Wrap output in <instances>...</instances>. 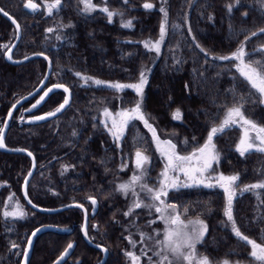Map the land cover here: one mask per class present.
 <instances>
[{"label":"trees","instance_id":"trees-1","mask_svg":"<svg viewBox=\"0 0 264 264\" xmlns=\"http://www.w3.org/2000/svg\"><path fill=\"white\" fill-rule=\"evenodd\" d=\"M26 2L0 0V7L22 29L14 56L22 59L31 54H46L53 63L48 85L62 84L72 94L68 109L53 121L41 125L29 123L37 115L56 109L64 100L63 93L52 95L36 112H29L36 103L31 100L11 121L7 146L26 149L37 161L28 188L34 204L52 209L80 202L87 191L99 185L93 182L92 171L100 170L103 174L104 169L126 166L138 149L154 153L142 122H133L117 141L97 116L100 108L110 102L116 101L123 109H131L140 99L130 88L120 91L107 85L138 82L143 66L153 56L144 43L159 39L163 21L161 7L168 13L167 34L149 72L142 103L145 113L155 120L156 129L165 134L177 132L178 151L187 154L205 143L210 128L219 124L226 109L233 105L242 103L244 116L264 126V104L236 70L238 62L213 59L230 55L244 42L246 59L264 63V33L260 32L264 29V0H127V3L106 0V7L117 13L111 20L102 10L84 14L81 0H61L56 14L51 16L45 15V0H33L40 7L32 13L24 10ZM145 3L154 7L145 9ZM129 20L132 26L124 27ZM57 25L66 29L68 37L55 47L47 30L56 29ZM253 32L257 35L253 36ZM14 36L13 28L0 17V129L13 103L33 91L46 73L43 60L17 67L5 63L3 46H9ZM77 73L92 80L85 83ZM93 80L105 84L96 85ZM176 109L183 114L180 124L172 118ZM22 113L28 121L22 119ZM239 138L237 126L214 137L219 162L213 164L211 173L239 174V188L233 201L236 224L244 235L264 244V190L240 192L245 185L264 180V153L252 151L240 156L236 151ZM63 164L68 169H63ZM30 166L26 156L0 153V264H14L10 256L12 245L23 249L36 228L43 225L71 228L81 221L78 211L58 215L31 211V216L24 220H4L6 197L10 191L19 193ZM169 197L185 219L199 218L207 224L208 231L197 247L198 254L207 256L212 264L225 260L231 264H258L250 256V246L235 236L231 225H226L223 190L194 186L176 189ZM103 206L109 207L107 203ZM109 216L104 218V226ZM107 230L112 246L107 264L114 259L115 264H122L114 249L120 235L114 228ZM68 239L51 233L42 236L36 242L30 264H52ZM76 255L81 257L82 264H96L93 257L99 254L81 241Z\"/></svg>","mask_w":264,"mask_h":264},{"label":"snow or ice","instance_id":"snow-or-ice-1","mask_svg":"<svg viewBox=\"0 0 264 264\" xmlns=\"http://www.w3.org/2000/svg\"><path fill=\"white\" fill-rule=\"evenodd\" d=\"M237 2H239V0H237ZM82 3L84 4V11H92L96 8V5L92 3V0H82ZM125 3H127V0H125ZM45 4L47 14L52 15L53 10L60 7L61 0H51L50 3L48 0H45ZM25 7L36 11L40 6L34 3L33 0H27ZM143 7L145 9H152L154 5L151 3H145ZM231 9L232 6L229 5V11H231ZM101 10L107 13L109 20H111L114 15H117V13L110 11L107 7H104ZM2 11L3 9H0V12ZM160 11L163 13V21L160 25L159 39L155 42L146 41L144 43L146 48L151 51H155L156 53L160 52L161 44L163 43L167 34L168 26L167 11L163 7L160 8ZM4 14L7 15V13ZM131 26L132 22L130 20L124 24V27ZM16 28L17 30L20 28L18 23H16ZM47 31L52 32L54 29L49 28ZM260 32L264 33V29H260ZM252 35L255 36L257 33L253 32ZM193 39L195 38L193 37ZM3 47L7 48L8 46L4 45ZM262 51H264V49H262ZM6 55L9 60L12 59L10 49ZM247 56L248 53L245 49V43L242 42L236 51L232 52L230 55L216 56L213 57V59L237 61L238 63L235 64L236 70L239 72L240 76L244 78L250 88L259 94V101L261 104H264V63H261L260 61L247 60ZM76 75L81 76V79H83L85 83H88L89 80H92L91 77L82 76L80 73H77ZM93 83L96 85L105 84L104 81L100 80H93ZM146 84L147 77L145 73L141 72L140 78L135 84L125 85L120 83H111L107 85L108 87L120 91L125 88H132L140 97V99L135 103L134 107L131 109L121 110L115 115H113V113L108 109H104V116L106 117L104 126L108 129L114 139L118 141L123 137L126 126L130 121L140 120L143 122L145 127H147L149 131L152 132L153 139L156 141L157 149L166 160L164 170L160 174L162 179L159 186L157 188H150L146 183H140L144 177L145 165L150 163V159L141 150L138 149L136 151V168L140 171V174H134L128 183H121L118 186V190L125 196L131 192L135 197L129 211L126 212L125 215H131L135 209L141 207L154 209L156 213H159V219L167 225V228L164 231L163 240L158 241V243L162 245L160 251L156 252V255L160 257L158 264H173V261L170 259L169 255H162V253L165 251L170 253L172 257L175 258V260L182 262V264L183 262H186V264H212L207 256H198L196 253V245L203 241V238L208 231L207 224L199 218L196 220H189L187 223H185L184 220L181 219V214L177 210V206L168 204L165 198L168 196V191L170 189L191 187L194 185H204L206 187L215 186L213 183H211V175H206L210 174L213 164L219 162V154L216 151V146L213 142L214 137L224 133L226 129L234 125L239 124L240 127L243 128V135L236 146V151L240 154V156H244L245 154L252 151L264 153V126H259L244 116L242 111V103L233 105L232 107H228L226 109L224 118L219 124H213V126L210 128L206 141L202 146L197 147L195 151H192L189 155H181L176 150V144H174L171 140L160 139L156 133V129L149 123L147 116L142 110L143 91ZM53 87L63 88L64 92L69 93L70 95L69 89L62 84H57ZM52 90V88H48L47 91H45L40 97V100L37 101V104L43 101L49 92H52ZM68 103L69 99L65 98L63 103L60 104L54 112L48 113L47 116L56 115V113L61 111ZM34 107H36V105H33V108ZM182 115L183 114L180 109H176L172 114V118L174 120H180L182 119ZM9 116H11V113H9ZM46 118V116H38L34 119L43 120ZM109 120L111 121L110 124ZM185 143H187V141H185ZM0 147H4L2 130H0ZM29 155H31V153H29ZM176 172L182 173L188 181H191V183H181L180 177L178 175H170V173ZM215 179L219 187L224 190L226 196L224 215L226 216L227 221L230 223L233 233L239 240L250 246V256L253 258V260L258 262V264H264V244L257 243L256 240H252L248 236L244 235L237 226L233 215V201L237 194V188H239V185L237 184V181L239 180V174L225 176L221 173ZM137 184L140 185L142 191H145L148 194L153 203L145 204L139 199V195L135 191V186ZM257 190H264V180L251 185H245L240 189V192H256ZM11 200L12 197H9V201ZM92 203L95 204L96 201L92 199ZM187 211L188 209L185 208L184 212L187 213ZM3 215L5 217H23L25 213L20 211V206L17 204L15 211H6L3 213ZM154 222L155 221H152V223ZM189 225H191V228H189ZM36 231L38 232L40 229H37ZM35 234L36 233L34 232L32 235L34 236ZM85 235H87L86 231ZM141 235L143 236V234ZM157 235H159V233H157ZM130 243L134 242H132L130 239ZM12 247L15 248L18 246L13 244ZM28 247L31 248V241L28 242ZM72 247V244L68 245L69 249ZM67 254L68 253L66 250L64 255L60 257V260H63ZM144 254L147 255V253ZM27 255L28 253L26 251L24 253L25 264H27ZM127 255L130 257L132 264H139L140 257L136 256L132 252H128ZM57 264H59V261H57ZM222 264H229V261L225 260L222 262Z\"/></svg>","mask_w":264,"mask_h":264},{"label":"rangeland","instance_id":"rangeland-1","mask_svg":"<svg viewBox=\"0 0 264 264\" xmlns=\"http://www.w3.org/2000/svg\"><path fill=\"white\" fill-rule=\"evenodd\" d=\"M105 2H106V0H95V1L92 0V3L94 5H96L95 10L84 11V4L82 3V0H81V2H80L81 3V11L84 14H92L93 12L101 10L104 7H106L107 5ZM56 11H57V9H54L53 14L54 13L56 14ZM44 12H45V15L51 16V15L47 14L46 4H44ZM67 37H68V35H67L66 29L62 26L57 25L56 29H54V31L51 32L49 40L52 42L53 46L56 47V46H59L60 44H62L66 40ZM161 47H162V44H161ZM160 51H161V49H160ZM151 52H152L153 56L151 57L150 61L143 66V70H142V72L145 73V75L147 77V82H148L149 72H150L152 66L154 65V63H155V61H156V59L160 53V52L156 53L155 51H151ZM146 85L144 87V90L146 88ZM130 89H132V88H130ZM132 90L135 92L134 89H132ZM143 94H144V91H143ZM36 102H37V100H36ZM104 109H108L110 112L113 113V115L120 112L121 110H124L120 106V104L116 103V101L110 102L107 105H103L99 110V115L96 114V115H98L97 117H98L100 123H102L103 125H104V122L106 120V117L104 116ZM142 110H143L144 114L147 116L149 123L156 129L155 120L152 119L149 115H147L145 113V111L143 109V104H142ZM22 114H23L22 119L23 120L27 119V121H28L29 118L25 117L24 113H22ZM182 121H183L182 119L175 120V122L178 124L182 123ZM133 122H142V121H140V120L130 121L129 124L126 126L123 137H124L125 133L127 132L128 127L131 126V124ZM110 123H111V121L109 120V124ZM234 126H237L240 129V138H239V140H240L242 135H243V128H241L239 124L234 125ZM106 130L108 131L107 128H106ZM146 130H147V133L149 135V140L152 142V145L154 148V153L153 154H147V153L143 152L145 155H147L149 157L150 163L145 165L144 177L140 183H146L148 185V187H150V188H157L160 184L161 179H162L160 174L164 170L166 160H165V157H163L161 155L160 151H158L157 146H156V141L153 139L152 132L149 131V129L147 127H146ZM156 133L158 134V136L160 137L161 140H171L174 144H176V146H177L176 150L179 154L189 155L192 152L191 151L190 153L182 154L178 151L179 135L177 132L171 131V132H168L165 134V132H160L158 129H156ZM110 135H111V133H110ZM112 138L114 139L113 136H112ZM114 140H116V139H114ZM193 151H195V150H193ZM135 153H134L132 161L129 164H127L126 166L120 165V166L113 168V169H104L103 174L100 172V170L99 171H92V173H91L92 180L95 184L99 183V185L97 187H94L92 190L87 191V193H85V198L86 199L96 198L98 200V203H100L101 206H103L104 203H107V206H109V207H107L106 210H108L110 208H115V212L109 216V221H108V223H105L104 227H103V225H104L103 221H102V224H103L102 225L101 222L99 221V218L97 221H94V223L92 225L95 226V228H97L96 232L99 231L100 236L102 235L105 238V240H104L105 242L108 241V236H109V231L105 227H109V225L111 224V221L113 219H116L117 224L119 226H122L121 229L123 232H122L121 237H120V238H122V241H121V239L120 240L117 239L118 243L116 244V247L114 248L116 250L115 251L116 257H121L122 264H132L130 257L127 255L128 252H132L136 256L140 257L139 264H158L160 257H158L156 255V252L160 251V249L162 247V245H160L158 243V241L163 240L164 231L167 228V225L159 219V213H156L154 209H149V208H145V207L135 209L131 215L126 216L125 213L129 211L135 197L133 196V194L131 192H129V194L127 196H125L122 192H120L118 190V186L121 183H128L134 174H137V175L140 174V171L136 168ZM62 168L68 169V165L63 164ZM98 169H99V166H98ZM170 175H178L180 177L181 183H191V181H188L187 178L180 172L170 173ZM206 175H211V177H212L211 183H213L215 185L214 187H218L221 190H223L216 183L215 178L218 175L212 174L211 172H210V174H206ZM194 186H204V185H194ZM194 186H191V187H194ZM21 187H22V185L20 186L19 193L11 192V191L8 193V195L6 197V201H5V206L3 208V213L6 211H15L16 205L18 204L20 206V211H23L25 213V215L23 217H11V216L5 217L2 213L4 220H10V221H12V220H24V219L28 218L29 216H31L32 210L27 208L25 202L22 199ZM179 188H188V187H179ZM179 188H177V189H179ZM174 190H176V189H170L168 191V196L165 198L166 202L168 204L174 205V203L170 202V197H169L170 193ZM135 191L139 195V199L142 200L145 204L153 203V201H151V199L149 198L148 194L145 191L141 190L139 184H137L135 186ZM223 192H224V190H223ZM9 197H12L11 201H9ZM87 203L90 207L91 204H90L89 200L87 201ZM177 210H178V207H177ZM181 219L184 220L185 223H187L189 220H196V219H185L182 214H181ZM152 221H155V222L152 223ZM226 225L230 226L229 222H227ZM189 228H191V225H189ZM111 230H112V228L110 229V231ZM157 233H159V235H157ZM141 234H143V236ZM149 237H151V238H149ZM129 238L134 243H130ZM69 244L73 245V247L71 249L68 248ZM78 244H81V240L74 239L72 237H71V239L67 240V243L65 244L61 254L59 255V256H61L67 250V253L69 254V258L67 259L66 263H64V264H82L81 257H78V255H76ZM199 244L200 243H198L196 245V253H197V247ZM25 246H26V244L24 245L23 249H21L20 247H15V248L12 247V249L10 250V256L12 257V260L15 261L14 264H20L21 263ZM144 253H147V255H145ZM162 255H169L170 259H172V261H173V264H182V262L175 260V258L172 257V255L170 253H168L167 251L162 253ZM197 255L202 256L198 253H197ZM58 257L54 260V262L58 259ZM112 257H113V255H112ZM93 258H94V260L96 259V261L98 262V260L100 259V255H98V257L95 256ZM96 261H95V263H97ZM115 262L117 263L116 259L112 260L111 264H115ZM183 264H186V262H183ZM220 264H222V263H220ZM229 264H231V263H229ZM238 264H243V263H238Z\"/></svg>","mask_w":264,"mask_h":264},{"label":"water","instance_id":"water-1","mask_svg":"<svg viewBox=\"0 0 264 264\" xmlns=\"http://www.w3.org/2000/svg\"><path fill=\"white\" fill-rule=\"evenodd\" d=\"M0 9H2V8L0 7ZM24 9H25V11L30 12V13L34 12L33 10L28 9L25 6H24ZM4 13H6L4 10L2 12H0V16L2 18H4L6 21H8L14 27L15 32H16L15 40L12 43V45L9 47V49L11 50L12 59L9 60L7 58L6 53L9 51V49H8L4 55L5 61L12 66H21V65L28 64V63L35 61V60H43L46 63L47 68H46V73H45L43 79L41 80V82L38 84V86L33 91H31L30 93L26 94L25 96H23V97L19 98L17 101H15L13 103V105L10 107V109L8 110V113L6 115L3 127L1 129L3 132L4 147H0V153H4V154H8V155H22V156H26L30 160V162H31L30 170H29L28 174L26 175V177L22 183L21 194H22L23 201L25 202L27 207L29 209H31L33 212L38 213V214H42V215H56V214L63 213V212L73 210V209H78V210H81L83 212L84 222H83V226L81 229L83 239L90 248L95 249V250L102 253V259L97 264H105L107 259H108V255H109L108 250L105 249L104 247H101L99 245L92 243L89 240L88 236L85 235V231L87 232V227H88V222H89V217H88V213H87L86 209L83 206L81 207V205H79V204H68V205L62 206L60 208H54V209L43 208V207H40V206L34 204L29 197L28 188H29L31 180L34 177L36 169H37L36 158L30 151H28L26 149L10 148L6 144V138H7L8 132L10 130L11 121H12L14 115L16 114V112L20 108L25 106L31 100H33L37 97H41L44 94V92L47 91L48 88H52L53 89L52 92H49V94L39 104H37V102H36L34 104V105H36V107L33 108V106H32V108L29 110V112H36L37 110H39L41 107H43L45 105V103L50 99V97L52 95H54L56 93H63L64 99L68 98L69 103L61 111L57 112L56 115H54V116H47L48 113L41 115V116L47 117L46 119H43V120H36V119H34L35 118L34 117L29 121V123L31 125L45 124V123H48L50 121L57 119L68 109V107L70 106V104L72 102V94H71L70 90H69V92H70V95H69V93L64 92L63 88H55V87H53L54 85L45 89L47 84H48V81L52 75V71H53V63L47 55H45V54L41 55V53H36V54H31L29 56H26L25 58L20 59V60H15L13 58V53L16 50V48L18 47V45L21 41V38H22V30H21V27L19 28V30H17L16 23H18V22L8 13H7V15H5ZM38 100H40V98ZM55 110H53L52 112H54ZM9 113H11V116H9ZM29 153H31V155H29ZM97 209H98L97 204L95 203L93 211H92V215L96 214ZM37 229H40V231L37 232L36 231ZM34 232L36 234L33 236L32 234ZM50 233L51 234H58V235H68L71 232L66 230V229H62V228H59V227H56L53 225H45V226H41V227L36 228L34 231L31 232L30 236L28 237V240H27V243H26V246L24 249V253L26 251L28 253L27 264H30V262H31V259L33 257V253H34V248H35V245H36V242L38 241V239H40L43 235L50 234ZM29 241H31V248L28 247ZM24 253H23L22 260H21L20 264H25ZM62 255H64V254H62ZM60 257L53 264H57V261H59V264H64L67 261V259L69 258V254H67V256H65L63 260H60Z\"/></svg>","mask_w":264,"mask_h":264},{"label":"flooded vegetation","instance_id":"flooded-vegetation-1","mask_svg":"<svg viewBox=\"0 0 264 264\" xmlns=\"http://www.w3.org/2000/svg\"><path fill=\"white\" fill-rule=\"evenodd\" d=\"M25 6V5H24ZM25 10V9H24ZM5 11V10H4ZM6 12V11H5ZM6 13H8V12H6ZM9 14V13H8ZM10 15V14H9ZM1 17V16H0ZM13 17V16H12ZM2 18V17H1ZM14 18V17H13ZM2 19H4V18H2ZM15 19V18H14ZM5 20V19H4ZM16 20V19H15ZM6 21V20H5ZM17 21V20H16ZM12 28H13V30H14V33H15V36H16V32H15V29H14V27L8 22V21H6ZM18 22V21H17ZM20 25V24H19ZM21 27V26H20ZM22 30V29H21ZM15 36H14V40H15ZM14 40H13V42H14ZM12 42V43H13ZM12 43L7 47V48H5V50H4V53H3V59H4V55H5V52L9 49V47L12 45ZM17 49V48H16ZM14 54H15V51H14V53H13V58L15 59V60H20V59H17V58H15V56H14ZM42 54V53H41ZM46 55V54H45ZM23 59V58H22ZM4 61H5V59H4ZM5 63L6 64H8L6 61H5ZM46 64V63H45ZM8 65H10V64H8ZM10 66H12V65H10ZM22 66V65H21ZM13 67H17V66H13ZM46 68H47V65H46ZM50 86H52V85H50ZM48 84H47V86H46V88L45 89H47L48 87H50ZM39 97H37V98H35V99H33V100H37ZM18 100V99H17ZM16 100V101H17ZM47 103V102H46ZM45 103V104H46ZM24 107V106H23ZM22 107V108H23ZM22 108H20V109H22ZM42 108V107H41ZM19 109V110H20ZM24 109V108H23ZM18 110V111H19ZM46 114V113H45ZM41 115H44V114H41ZM41 115H37V116H41ZM36 116V117H37ZM5 121V120H4ZM4 124V123H3ZM3 127V126H2ZM2 127H1V129H2ZM22 195V194H21ZM92 199H94L95 201H96V204H97V212H96V214L95 215H92V211H93V208H94V204L92 203ZM89 200V202H90V207H89V205H88V203H87V201ZM69 204H79V205H81V206H83L85 209H86V211H87V213H88V217H89V222H88V227H87V236H88V238H89V240L92 242V243H94V244H96V245H99V246H101V247H104L105 249H107L108 250V252H109V255H108V259H107V261H106V263L105 264H107V262L109 261V259H110V256H111V251H110V247H112L111 245H110V243L107 241V242H105L104 240H105V238L101 235L100 236V234H99V231H97L96 232V229L97 228H95V226H93L92 224L94 223V221H97L98 220V218H99V221L101 222V224H102V221L104 220V218H106L107 217V215L108 214H110V215H112L114 212H115V208H110V209H108V210H106V208L104 209V207L103 206H101L100 205V203H98V200L96 199V198H90V199H83L82 201H80V202H74V203H69ZM66 205H68V204H66ZM62 206H65V205H62ZM62 206H60V207H62ZM60 207H58V208H60ZM52 209H54V208H52ZM71 211H78L79 213H80V216H81V221H80V223H79V225H73L71 228H62V229H66V230H68V231H70L71 233L70 234H68V235H59V236H66V237H69V239H71V237L72 238H74V239H78V240H81L89 249H91V250H94V251H96L99 255H100V259L98 260V262L102 259V253L101 252H99V251H97V250H95V249H92V248H90L87 244H86V242L84 241V239H83V236H82V231H81V229H82V226H83V222H84V215H83V212L81 211V210H78V209H73V210H69V211H66V212H71ZM63 213H65V212H63ZM59 214H62V213H59ZM56 215H58V214H56ZM96 224V223H95ZM103 225V224H102ZM43 226H45V225H43ZM53 226H55V225H53ZM41 227V226H40ZM56 227H59V226H56ZM103 227H104V225H103ZM59 228H61V227H59ZM105 228H107V229H111V228H114V230H116L117 231V234H118V236H119V234H120V237H121V234H122V226H119L118 224H117V220L116 219H113L112 221H111V224L109 225V227H105ZM56 235H58V234H56ZM44 236V235H43ZM118 238L119 240L121 239V241H122V238ZM60 257V256H59ZM58 257V258H59ZM97 262V263H98ZM66 263V262H65ZM96 263V264H97Z\"/></svg>","mask_w":264,"mask_h":264}]
</instances>
